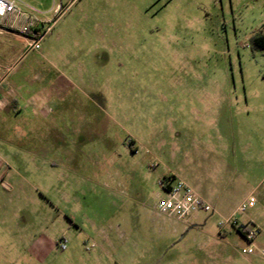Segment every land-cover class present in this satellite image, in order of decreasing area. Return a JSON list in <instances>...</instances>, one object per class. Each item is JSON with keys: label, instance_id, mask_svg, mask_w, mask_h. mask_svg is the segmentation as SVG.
I'll return each instance as SVG.
<instances>
[{"label": "rangeland", "instance_id": "374dc122", "mask_svg": "<svg viewBox=\"0 0 264 264\" xmlns=\"http://www.w3.org/2000/svg\"><path fill=\"white\" fill-rule=\"evenodd\" d=\"M16 1L24 27L50 28L11 72L0 143L23 154L0 145V264H249L225 221L264 245V0ZM65 61L78 88L46 91ZM168 176L209 192L192 243L155 211Z\"/></svg>", "mask_w": 264, "mask_h": 264}, {"label": "built area", "instance_id": "2783aa9c", "mask_svg": "<svg viewBox=\"0 0 264 264\" xmlns=\"http://www.w3.org/2000/svg\"><path fill=\"white\" fill-rule=\"evenodd\" d=\"M16 0H0V29L11 31L27 40L26 48L29 51H39L40 43L48 31L45 29L43 32L31 30L29 27H19L16 22L20 16V12L17 9ZM11 16V21H4L7 17ZM30 29V30H29ZM0 184H2V178L0 177ZM158 187L161 189L165 197H159L155 205L156 213L167 220H174L176 222H186L191 216L202 212L210 213L213 211L211 206L201 199L194 190L187 185L184 181L171 178L168 181L159 180ZM256 203L254 196H248L242 201L236 209L237 213H244L247 209L252 208ZM225 224L230 225L232 228L238 231L240 236L249 245L247 248H243L241 253L253 254L257 249L253 245V241L257 234L258 229L250 222L246 224H239L226 220ZM221 224H219V227ZM56 245L60 251L66 250V240L59 239ZM259 255L264 258V250L258 251Z\"/></svg>", "mask_w": 264, "mask_h": 264}, {"label": "crops", "instance_id": "0c3cea01", "mask_svg": "<svg viewBox=\"0 0 264 264\" xmlns=\"http://www.w3.org/2000/svg\"><path fill=\"white\" fill-rule=\"evenodd\" d=\"M46 13H49V10H46ZM11 19L12 17L9 16L6 19H4V21H11ZM17 22L22 24L19 19ZM39 24H42L43 29L49 30L50 28V26H47L45 28L44 23L42 22H40ZM24 26L25 25L22 24L19 27H24ZM33 30L36 31V29H33ZM26 42L27 40L25 38L18 36L17 34L12 33L11 31L9 32V31L0 29V124L1 125H3L4 123H11V103H14L13 96H12V90H11V72L15 64H17L20 61V59H22L24 55L29 52V50H27L26 48ZM41 55L44 56L45 58H48L50 56V52L48 51V48H46L44 53H41ZM62 67L63 68L60 71L59 77L56 80H52L50 78V74H48L47 72L44 73L40 81L43 85V88L46 91H54V90L56 91L57 90V92H60V90L56 88L54 89L53 87L54 85L58 87L59 82H62V85L65 86L66 89L78 88L76 86L77 76H76L75 65L73 63L65 61ZM47 113H48V110H45V109L42 110L41 112L43 116H47ZM0 145L1 147L5 148V151L10 155L11 153L13 154L21 153V155L23 154V152L20 151L21 147L17 146V144L11 142L10 140H5L2 143H0ZM0 163L1 165H5V166L11 164L8 157H3V156H0ZM6 176L10 178V175H7V173L5 177ZM5 177L3 176L2 178V185L4 187L6 186L8 187L9 185L7 181L4 180ZM168 177H173V176H168ZM197 180H198V177H197ZM183 181L185 182L186 180L184 179ZM192 189L203 200H206V198L209 197V192H206V195H202L200 194V191L196 190L195 188H192ZM210 194L212 195V193ZM193 216H191L186 222H176L177 224L175 228H173L172 230L175 234H181L180 241L182 243L184 242L192 243L196 239L194 236L188 237L189 239H187V236H186L187 232L194 231V230L203 232L205 229H207L206 224L201 225L200 223L192 219ZM218 236L221 237V240L225 241V238L222 237L221 233L220 235L218 234ZM255 248L257 250L253 254H244L249 264H251V262L254 261L256 255L260 256L258 251L264 250V245H260L256 243ZM253 255L255 256L250 257Z\"/></svg>", "mask_w": 264, "mask_h": 264}, {"label": "trees", "instance_id": "16d2710c", "mask_svg": "<svg viewBox=\"0 0 264 264\" xmlns=\"http://www.w3.org/2000/svg\"><path fill=\"white\" fill-rule=\"evenodd\" d=\"M252 45L256 49L264 50V28L255 33V35L252 37ZM171 178L172 177H163L161 180L168 181ZM237 233L240 234L238 231Z\"/></svg>", "mask_w": 264, "mask_h": 264}]
</instances>
